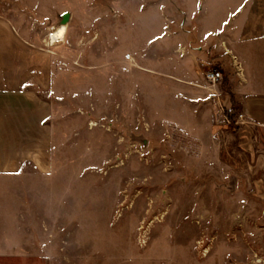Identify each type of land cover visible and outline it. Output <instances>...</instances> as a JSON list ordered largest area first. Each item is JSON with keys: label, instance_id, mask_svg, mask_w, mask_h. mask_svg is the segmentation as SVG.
<instances>
[{"label": "rangeland", "instance_id": "rangeland-1", "mask_svg": "<svg viewBox=\"0 0 264 264\" xmlns=\"http://www.w3.org/2000/svg\"><path fill=\"white\" fill-rule=\"evenodd\" d=\"M0 8L24 35L67 25L52 49L70 82L64 94L26 88L28 100L50 104L32 112L29 129L51 171L27 162L21 174L0 175V253L34 254L0 264H264V167L239 137L243 95L264 92V38L206 49L192 79L177 59L198 29H188L183 0H0ZM182 31L188 48L173 50L170 36ZM209 67L223 72L216 85ZM228 94L236 108L225 107ZM253 137L264 154V127Z\"/></svg>", "mask_w": 264, "mask_h": 264}, {"label": "crops", "instance_id": "crops-1", "mask_svg": "<svg viewBox=\"0 0 264 264\" xmlns=\"http://www.w3.org/2000/svg\"><path fill=\"white\" fill-rule=\"evenodd\" d=\"M183 1L186 4L185 20L188 29L191 30V26L188 25L194 22L198 24V29L196 44L191 46L185 59H182V53L177 54V59L179 64L182 61L191 67L187 73L192 79L197 78V68L200 67V59L203 58L206 49L214 47L220 50L223 45L232 46L236 42H250L264 38V0ZM31 6L36 7L34 3ZM151 6L155 7L156 12L163 19L164 25L161 30H163L162 34L166 33L168 25L163 4ZM115 8L121 10V8L125 9V6L118 4ZM10 15L7 9L0 8V175L21 174L27 162H33L38 167V172L47 173L51 171L49 153L45 149L33 148L38 140L34 141L37 134L34 129H29V122L32 119V112L38 115L45 107L49 112L50 104L37 103L34 95L28 100L26 88L30 83H35L50 95L64 94L68 90L70 82L66 80L61 82L62 75L56 73V65L60 62L56 60L55 51L52 49L61 47V44L57 43L62 41H58L55 45L50 44L49 37L52 31L48 26L40 28L38 32H33L34 28L32 27L31 30L29 27L24 35L23 30L18 28ZM183 33L182 31L170 36L169 43L173 50L180 45L185 46L187 50ZM162 34L160 48L156 51L157 54L160 51L161 56L165 41ZM210 38L214 39L216 45L206 48ZM176 71L182 73L183 70L178 68ZM77 78L81 80L77 82L78 79L74 78L73 85L82 89L84 85L82 78ZM222 99L225 107L232 106L231 95H222ZM243 108L244 113L243 116L241 114L240 122L246 121V124L240 130V145L246 152L254 155L256 166L263 168L264 154L256 152L253 133L258 127H264V92L245 93ZM33 120H36V116ZM49 253L46 252V255L50 256ZM31 255L34 254L30 249H11V252L0 253V256Z\"/></svg>", "mask_w": 264, "mask_h": 264}, {"label": "bare ground", "instance_id": "bare-ground-1", "mask_svg": "<svg viewBox=\"0 0 264 264\" xmlns=\"http://www.w3.org/2000/svg\"><path fill=\"white\" fill-rule=\"evenodd\" d=\"M67 25L63 24L50 33L49 42L51 45H55L58 41H65L67 33ZM130 59H134L130 54ZM140 67V66H139Z\"/></svg>", "mask_w": 264, "mask_h": 264}, {"label": "built area", "instance_id": "built-area-1", "mask_svg": "<svg viewBox=\"0 0 264 264\" xmlns=\"http://www.w3.org/2000/svg\"><path fill=\"white\" fill-rule=\"evenodd\" d=\"M128 59H130V54L128 55ZM203 70L206 79L213 83V85H216L223 78V72L220 69L209 67Z\"/></svg>", "mask_w": 264, "mask_h": 264}, {"label": "trees", "instance_id": "trees-1", "mask_svg": "<svg viewBox=\"0 0 264 264\" xmlns=\"http://www.w3.org/2000/svg\"><path fill=\"white\" fill-rule=\"evenodd\" d=\"M230 95H231V94H230ZM231 97H232V101H233V103H234V108H236V107H237V104L235 103L234 95H231Z\"/></svg>", "mask_w": 264, "mask_h": 264}]
</instances>
